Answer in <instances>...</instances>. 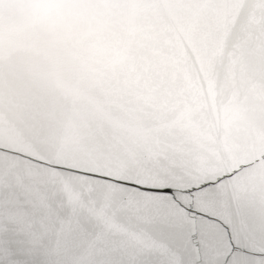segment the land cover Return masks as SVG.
Wrapping results in <instances>:
<instances>
[{"label":"snow or ice","instance_id":"6c2138e0","mask_svg":"<svg viewBox=\"0 0 264 264\" xmlns=\"http://www.w3.org/2000/svg\"><path fill=\"white\" fill-rule=\"evenodd\" d=\"M0 264H264V0H0Z\"/></svg>","mask_w":264,"mask_h":264}]
</instances>
